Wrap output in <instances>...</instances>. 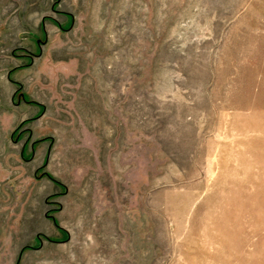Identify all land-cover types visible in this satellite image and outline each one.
Instances as JSON below:
<instances>
[{"label":"rangeland","instance_id":"1","mask_svg":"<svg viewBox=\"0 0 264 264\" xmlns=\"http://www.w3.org/2000/svg\"><path fill=\"white\" fill-rule=\"evenodd\" d=\"M0 264H264V0H0Z\"/></svg>","mask_w":264,"mask_h":264}]
</instances>
